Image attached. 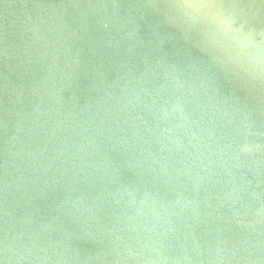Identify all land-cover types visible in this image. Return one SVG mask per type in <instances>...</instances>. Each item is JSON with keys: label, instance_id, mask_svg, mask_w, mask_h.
<instances>
[{"label": "water", "instance_id": "95a60500", "mask_svg": "<svg viewBox=\"0 0 264 264\" xmlns=\"http://www.w3.org/2000/svg\"><path fill=\"white\" fill-rule=\"evenodd\" d=\"M213 2L0 0V264H264V0Z\"/></svg>", "mask_w": 264, "mask_h": 264}, {"label": "snow or ice", "instance_id": "6c2138e0", "mask_svg": "<svg viewBox=\"0 0 264 264\" xmlns=\"http://www.w3.org/2000/svg\"><path fill=\"white\" fill-rule=\"evenodd\" d=\"M204 2L208 5V6H211V7H216L215 3L213 2V0H204ZM231 23H234L231 22ZM261 71L264 72V62H262L261 64Z\"/></svg>", "mask_w": 264, "mask_h": 264}]
</instances>
